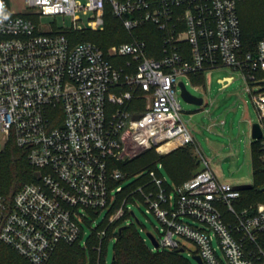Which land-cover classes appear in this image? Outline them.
I'll return each instance as SVG.
<instances>
[{
    "label": "built area",
    "instance_id": "built-area-1",
    "mask_svg": "<svg viewBox=\"0 0 264 264\" xmlns=\"http://www.w3.org/2000/svg\"><path fill=\"white\" fill-rule=\"evenodd\" d=\"M107 10L129 39L106 49L79 40L103 30ZM57 15L70 25L39 23ZM144 25L160 32L158 58L136 31ZM221 67L237 71L251 94L264 168V39L244 49L236 0H0V151L12 138L36 172L10 202L0 195V241L47 264L59 245L80 241L86 215L107 209L104 227L90 233L100 250L109 225L125 212L124 224L137 222L132 206L143 204L160 224L151 251L182 253L180 237L203 264H264V202L241 207V190L218 180L202 155L201 170L178 186L158 167H118L147 149L192 143L178 77Z\"/></svg>",
    "mask_w": 264,
    "mask_h": 264
},
{
    "label": "trees",
    "instance_id": "trees-1",
    "mask_svg": "<svg viewBox=\"0 0 264 264\" xmlns=\"http://www.w3.org/2000/svg\"><path fill=\"white\" fill-rule=\"evenodd\" d=\"M236 9L241 26L243 47L245 50L252 51L256 43L264 39V0H236ZM136 31L146 43L148 55L158 58L161 54L160 32L152 25L141 26ZM77 37L79 40H90L102 49L129 39L120 19L112 17L108 10L104 14L102 31H84ZM190 79L194 85L203 84L202 74L192 76ZM173 152L179 153L170 156ZM193 152L192 143L177 147L166 154H158L154 149H147L133 159L118 164V167L128 173H135L145 168L156 167V161L160 159L161 162H164L161 165L165 167L171 184L178 186L196 173L193 172L196 171L199 162L195 160ZM249 152L252 164V186L249 189L241 190L239 204L241 207L264 202V168L259 159L256 141H251ZM157 171L161 173L159 169ZM34 180H36V172L27 161L26 151L16 146L14 140L9 138L0 151V195L10 202L16 190L24 183ZM126 215L125 212L120 219L111 223L107 228L106 236L111 234V228H120L119 232L116 229V233H114L116 240L111 264H191L186 257L174 250L151 251L134 223L126 225L122 222V218ZM105 239L106 237L101 243V252L98 258L89 248V245L98 244L93 233L86 246L82 247L79 242L59 245L47 264H84L86 258L90 264H104ZM0 264L31 263L0 241Z\"/></svg>",
    "mask_w": 264,
    "mask_h": 264
},
{
    "label": "rangeland",
    "instance_id": "rangeland-1",
    "mask_svg": "<svg viewBox=\"0 0 264 264\" xmlns=\"http://www.w3.org/2000/svg\"><path fill=\"white\" fill-rule=\"evenodd\" d=\"M39 23L44 28H64L70 25V17L62 18L61 15L41 16ZM224 76H231L232 81L226 87H221L218 79ZM178 79L185 83V87L190 93L201 96L203 99L201 106H197L186 102L177 91L181 117L191 135L193 134L199 143L201 155L207 160L212 173L218 180L227 181L233 185L251 183L252 164L249 152V133L251 124L258 120V112L253 104L251 94L245 89L246 83L242 77L230 67L216 68L205 74L204 84L199 86L198 90L194 88V83L190 81L188 76L181 75ZM251 87L254 90L255 85H251ZM220 121L223 122L220 123ZM177 153L179 152H173L170 156ZM193 156L202 168L200 156L196 152H193ZM161 164L164 162L158 159L156 167L170 182L165 167ZM145 209L143 204L132 206L134 215L138 220L133 223L140 236L150 247L151 243L146 232L157 236L160 224ZM106 216L107 209H103L97 214L86 215L89 222H82L84 233L79 241L82 247L89 238L91 231L104 227ZM113 228H111V234H108L105 239L104 264H111L112 261L115 243L114 233H116V229ZM177 239L186 249L181 254L191 264H195L191 259V254L196 249L195 245L184 238L177 237ZM89 248L98 258L101 252V249H98V244L89 245ZM84 264H90L88 258L85 259Z\"/></svg>",
    "mask_w": 264,
    "mask_h": 264
},
{
    "label": "water",
    "instance_id": "water-1",
    "mask_svg": "<svg viewBox=\"0 0 264 264\" xmlns=\"http://www.w3.org/2000/svg\"><path fill=\"white\" fill-rule=\"evenodd\" d=\"M178 87H179V94L180 96L186 101V102H189V103H192V104H195L197 106H201L202 102H203V99L201 96H197V95H194L192 93H190L183 81H179L178 82ZM261 135V129L259 127V124L257 122H253L250 126V137L251 139H255V138H258L259 136ZM252 184L251 183H246V184H235L234 187L236 189H239V190H246V189H249L251 188ZM135 220L137 221V218H135ZM120 231V228L118 229V232ZM146 236L147 238L150 240V243L154 246H157V243L155 242V239L153 237V235L150 233V232H146ZM175 252H178L180 253L182 251V249H176L174 250ZM191 259L195 262V264H203L199 255H192L191 256Z\"/></svg>",
    "mask_w": 264,
    "mask_h": 264
},
{
    "label": "crops",
    "instance_id": "crops-1",
    "mask_svg": "<svg viewBox=\"0 0 264 264\" xmlns=\"http://www.w3.org/2000/svg\"><path fill=\"white\" fill-rule=\"evenodd\" d=\"M203 75V84H204V76L205 74H202ZM198 86H201V85H198ZM250 135V133H249ZM252 139L250 137V142H249V146H250V143H251ZM192 145H193V151L196 152L199 156H201V148L199 146V143L197 142V140L195 139L194 135L192 134ZM201 170V166H198L196 171H194L193 173L197 172Z\"/></svg>",
    "mask_w": 264,
    "mask_h": 264
}]
</instances>
